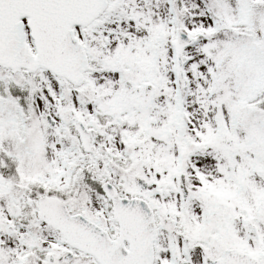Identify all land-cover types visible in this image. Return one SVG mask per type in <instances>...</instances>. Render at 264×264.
Segmentation results:
<instances>
[{
    "label": "snow or ice",
    "instance_id": "1",
    "mask_svg": "<svg viewBox=\"0 0 264 264\" xmlns=\"http://www.w3.org/2000/svg\"><path fill=\"white\" fill-rule=\"evenodd\" d=\"M0 264H264V0H0Z\"/></svg>",
    "mask_w": 264,
    "mask_h": 264
}]
</instances>
